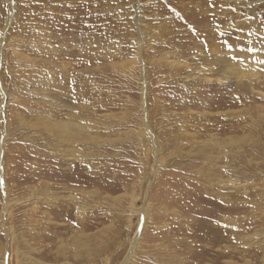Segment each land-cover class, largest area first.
I'll list each match as a JSON object with an SVG mask.
<instances>
[{"label":"rangeland","instance_id":"374dc122","mask_svg":"<svg viewBox=\"0 0 264 264\" xmlns=\"http://www.w3.org/2000/svg\"><path fill=\"white\" fill-rule=\"evenodd\" d=\"M74 231L109 264L138 231L125 264H264V0H0V264Z\"/></svg>","mask_w":264,"mask_h":264},{"label":"bare ground","instance_id":"6f19581e","mask_svg":"<svg viewBox=\"0 0 264 264\" xmlns=\"http://www.w3.org/2000/svg\"><path fill=\"white\" fill-rule=\"evenodd\" d=\"M251 69V68H250ZM236 73V72H235ZM239 74V73H238ZM237 74V76H238ZM89 124H78V123H67V124H61L60 128L62 130V135L67 136L68 134H70L72 137H80L82 136L83 138H85V140H87L88 142H91L93 140H98L99 137L92 135L89 132ZM61 137V138H63ZM69 137V136H68ZM67 137V138H68ZM75 140V139H74ZM82 140V138H81ZM77 141V140H76ZM158 145V144H157ZM157 147V146H156ZM84 152V151H83ZM74 156H76L78 154V151H74ZM84 155V154H83ZM86 155V153H85ZM79 157V156H78ZM81 157V156H80ZM85 157V156H84ZM88 158V157H85ZM83 159V158H82ZM113 170V169H112ZM87 196H89V193L86 194ZM126 195V194H125ZM70 201L74 204L75 208H76V215L78 217V219H83V216L86 215V208L88 203L86 202V204L83 202L82 198H80L79 196H74V195H69L68 196ZM85 197V196H84ZM130 203L128 204L130 206L131 211H135L140 213L142 210L139 209V207L135 206L134 201V196H130ZM119 200V199H116ZM85 201V200H84ZM146 202V201H145ZM148 202V201H147ZM51 203V202H50ZM53 203V202H52ZM51 203V204H52ZM143 204V203H142ZM146 204V203H145ZM50 205V204H49ZM55 205V204H54ZM150 205V204H149ZM148 205V206H149ZM56 206V205H55ZM54 207V206H53ZM51 207V211L53 212L55 209ZM59 208V207H57ZM72 211V210H71ZM72 213V212H71ZM137 215V214H136ZM143 218V220H142ZM140 222L142 221V223L140 224L141 226L145 225V216L144 215H139ZM130 223V222H129ZM132 223V222H131ZM130 223V224H131ZM83 227H85L87 225V223L81 222L80 223ZM79 226V225H78ZM81 226V227H82ZM146 227V226H145ZM141 229V227L139 228ZM138 229V230H139ZM105 230L100 231V233H104ZM89 232V231H88ZM87 232V233H88ZM140 231H138L139 233ZM138 233L135 235V237L133 238L131 244L133 243V245L131 246V248L129 249L128 255L127 257L122 261L121 264H125L127 262V260H133L136 257V244H138L139 239L137 238ZM89 234V233H88ZM91 234V233H90ZM89 234V235H90ZM89 235H85V233L83 231H74L72 234V248L71 250H67L64 248L63 245L60 246V250L58 251V255L60 256L61 260V264H86L83 263L82 261H85L87 263H96L98 262V260H101V264H109L110 262V254L109 250L106 251L105 247L107 244H105V246H101L99 245L98 247H92L87 241L86 239L89 238ZM93 235V234H92ZM140 235V234H139ZM97 237L99 236L98 234L96 235ZM92 237V236H91ZM140 237V236H139ZM110 240V239H109ZM96 241V240H95ZM108 241V240H107ZM141 241V239H140ZM63 243V241L61 242ZM93 243V241H92ZM109 249V248H108ZM84 251V252H83ZM71 252V253H70ZM70 253V254H69ZM111 253V252H110ZM83 254H86L87 256L85 258H83ZM113 255V254H112ZM83 258V259H82ZM120 260V259H119ZM71 261H73L74 263H72ZM78 262V263H77ZM91 263V264H92Z\"/></svg>","mask_w":264,"mask_h":264}]
</instances>
